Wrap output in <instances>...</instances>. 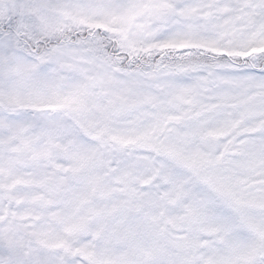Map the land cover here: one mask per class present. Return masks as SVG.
Listing matches in <instances>:
<instances>
[{
  "label": "snow or ice",
  "instance_id": "snow-or-ice-1",
  "mask_svg": "<svg viewBox=\"0 0 264 264\" xmlns=\"http://www.w3.org/2000/svg\"><path fill=\"white\" fill-rule=\"evenodd\" d=\"M0 264H264V0H0Z\"/></svg>",
  "mask_w": 264,
  "mask_h": 264
}]
</instances>
